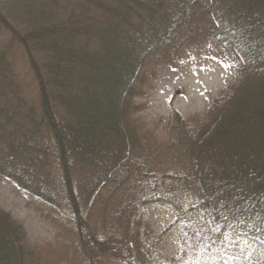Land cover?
Instances as JSON below:
<instances>
[{"label": "trees", "instance_id": "1", "mask_svg": "<svg viewBox=\"0 0 264 264\" xmlns=\"http://www.w3.org/2000/svg\"><path fill=\"white\" fill-rule=\"evenodd\" d=\"M196 46L234 77L197 117L172 102L162 142L144 101ZM2 180L47 219L68 215L53 224L68 264H264V0H0ZM157 206L175 215L179 257L146 222ZM28 249L0 206V264H28Z\"/></svg>", "mask_w": 264, "mask_h": 264}, {"label": "rangeland", "instance_id": "2", "mask_svg": "<svg viewBox=\"0 0 264 264\" xmlns=\"http://www.w3.org/2000/svg\"><path fill=\"white\" fill-rule=\"evenodd\" d=\"M233 77L234 67L230 61L210 60L207 49L203 46L189 48L177 63L176 68L155 83L154 88L144 101L142 110L144 120L161 141L165 142L169 132L168 121L172 102L185 118L197 117L205 110L211 99L222 91ZM22 80V92L24 91L28 96L29 86L24 75ZM142 131L140 128L141 133ZM31 156L33 157L35 154L25 151L27 164L24 167L38 170V166L33 165L34 161L27 160ZM181 161L182 158L180 157L178 164ZM162 163L165 164L166 162L163 160ZM173 163H177V158H174ZM173 163L171 164L173 165ZM169 167L171 165L167 166V168ZM44 170H50L48 172L50 176L54 175L52 186H57L61 181L57 162L53 161ZM29 171L25 170L26 175ZM18 174L22 179L26 178V175L24 177V174L19 172ZM54 187L52 188V194L56 193ZM37 190L39 189L37 188ZM43 192L48 193L47 191ZM32 196L37 195L24 193L16 184L8 180L0 181L1 208L10 212L23 223L28 234L29 249L26 254L28 264L41 261L32 257L34 251H36L35 256L43 257L44 264L45 262L46 264H68L63 256L66 254L68 246H70L71 237H69L65 227H62L63 225L58 229L53 225L56 220L68 222V215L55 213L47 219V213L44 212L46 205L31 198ZM147 218L148 225L159 237H162L160 241H162L164 251L169 256L179 257L181 252L178 240L179 226L174 224L175 215L172 209L157 206L147 215ZM33 247L35 249H32ZM109 264H114V262L109 261Z\"/></svg>", "mask_w": 264, "mask_h": 264}]
</instances>
